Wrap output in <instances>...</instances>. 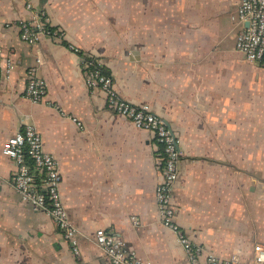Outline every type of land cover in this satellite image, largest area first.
<instances>
[{
  "label": "crops",
  "instance_id": "0c3cea01",
  "mask_svg": "<svg viewBox=\"0 0 264 264\" xmlns=\"http://www.w3.org/2000/svg\"><path fill=\"white\" fill-rule=\"evenodd\" d=\"M240 1L0 0V45L13 62L0 81V264H111L95 240L99 227L150 264H190L159 218V143L88 87L70 44L97 54L119 94L148 103L179 137L175 201L194 241L218 257H252L264 243V65L236 47ZM39 8L61 41L22 39L19 23ZM32 66L47 83L40 102L24 93ZM27 123L59 162L78 253L11 184L16 164L3 144Z\"/></svg>",
  "mask_w": 264,
  "mask_h": 264
},
{
  "label": "built area",
  "instance_id": "2783aa9c",
  "mask_svg": "<svg viewBox=\"0 0 264 264\" xmlns=\"http://www.w3.org/2000/svg\"><path fill=\"white\" fill-rule=\"evenodd\" d=\"M27 8L33 9L31 1ZM233 18L244 26L237 33L236 47L246 60L258 61L264 65V0H241ZM248 22V25L245 23ZM21 37L29 43H36L42 34H47L61 41L63 31L47 23L45 9H34L29 20L19 23ZM69 47L82 56L81 67L85 82L90 88H100L105 93L106 104L112 111L129 118L139 127L152 132L159 143L157 165L160 179L155 189V202L162 224L177 237L190 264H264V243L257 242L252 257L241 259L237 256L218 257L207 253L204 247L191 237L178 221V208L175 201V187L180 177L179 162L183 154L180 139L166 120L157 114L146 102H133L122 97L115 89L113 76L105 71L99 56L82 52L77 46ZM41 58H37L40 62ZM13 62L5 58L0 45V81L10 76ZM47 83L37 74V67L28 70V82L25 96L35 102L43 101L47 95ZM82 126V122L72 117ZM3 153L16 164L11 175V184L24 202L37 210L50 215L62 237L70 244L72 250H80V236L77 227L71 220L61 194L62 174L57 158L46 151L42 134L33 123H27L3 144ZM136 223L138 219H134ZM95 240L111 264H150L135 249L126 245L125 239L118 233L99 227Z\"/></svg>",
  "mask_w": 264,
  "mask_h": 264
},
{
  "label": "water",
  "instance_id": "95a60500",
  "mask_svg": "<svg viewBox=\"0 0 264 264\" xmlns=\"http://www.w3.org/2000/svg\"><path fill=\"white\" fill-rule=\"evenodd\" d=\"M246 25H248V22H246Z\"/></svg>",
  "mask_w": 264,
  "mask_h": 264
},
{
  "label": "trees",
  "instance_id": "16d2710c",
  "mask_svg": "<svg viewBox=\"0 0 264 264\" xmlns=\"http://www.w3.org/2000/svg\"><path fill=\"white\" fill-rule=\"evenodd\" d=\"M106 71V70H105Z\"/></svg>",
  "mask_w": 264,
  "mask_h": 264
}]
</instances>
